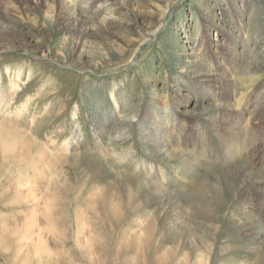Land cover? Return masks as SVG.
Listing matches in <instances>:
<instances>
[{
  "label": "rangeland",
  "instance_id": "374dc122",
  "mask_svg": "<svg viewBox=\"0 0 264 264\" xmlns=\"http://www.w3.org/2000/svg\"><path fill=\"white\" fill-rule=\"evenodd\" d=\"M54 1L0 0V125L47 153L38 164L36 149L7 152L0 141V264H241L242 254L245 264H258L264 229L250 234L241 211V195L257 182L231 194L233 207L229 198L220 218L206 220L193 206L200 198L217 204L229 192L220 180L226 133L211 121L222 114L224 95L258 139L241 156L230 153L232 169L264 139L250 112L257 107L248 104H264V71L253 66L264 51V42L260 53L253 48L264 37V0H68L77 21L71 26L54 24ZM199 62L225 74L230 86L202 77L207 69ZM10 80L19 85L15 92ZM94 119L106 127L103 137ZM193 125L194 149L203 145L205 162L185 181L170 156L174 147L155 154L146 140L155 131L162 139L163 128L180 140ZM127 126L132 135L119 138ZM97 159L113 172L92 166ZM156 168L168 175L162 200L143 181ZM25 176L33 177V193L20 183ZM31 215L38 226L28 238ZM229 216L236 226L228 230Z\"/></svg>",
  "mask_w": 264,
  "mask_h": 264
},
{
  "label": "bare ground",
  "instance_id": "6f19581e",
  "mask_svg": "<svg viewBox=\"0 0 264 264\" xmlns=\"http://www.w3.org/2000/svg\"><path fill=\"white\" fill-rule=\"evenodd\" d=\"M15 1H17V2L21 1L22 2L23 0H14V2ZM55 1L57 2V10L59 12H58V15L56 14L57 16H55L54 21L52 20L54 22V24H56V25L65 24L66 26H71V23L77 22L76 19L73 20L75 18V17L73 18L75 10L73 7H71V5H69L70 0L69 1L68 0H55ZM55 1H54V4H56ZM256 4H257V9L256 8L255 9L257 11V14H260L262 6L255 2L254 5L256 6ZM218 5L220 6V4H218ZM49 7H50V4H49ZM54 9H55V7H54ZM5 10H7V8ZM262 25L263 24H260L258 27L259 28L264 27ZM263 31H264V28H263ZM260 35H261L260 32H258L257 37H259ZM224 37H227V36L224 35ZM228 37H229L228 38L229 41L232 44H234L235 42H233V40H230L231 36H228ZM3 39H5V38H3ZM262 42H264V37H260L259 40L255 41L253 43V48L260 47L259 45H261ZM75 46H76V44H75ZM63 47H64V44H63ZM70 50L71 49H69V51ZM261 51H262V48L260 47V48H258V50L256 52L260 53ZM263 55H264V51H262L261 54L258 55L256 58H253V60L255 61V63H254L255 65H253L256 68L255 70L259 69L261 71H264V60H262L260 65H259V63L256 62V61L260 60L261 58H263ZM80 58H81V56H80ZM204 64L205 63H202V62L201 63L199 62V64H198L199 69L201 71H203L204 69H207V72H205V70H204L205 73L204 72L202 73V77L203 76L207 77L209 79V81L214 83V85L218 84V85H221L225 88L227 86H230V79H228L225 74L212 71L210 69V67H208V65L205 66ZM249 66H252V65H249ZM249 69H250V67H249ZM14 73H19V72L15 71ZM18 77H20V76H18ZM13 81L10 80V82H11L10 83L11 84L10 89H11V91L15 92V90L17 88H19V85H17V82H13ZM194 89L197 90V93L200 96L199 98H201L203 96V98L207 99L208 95L206 92H204L205 89L203 91L199 87H195ZM8 92L9 91H7V93ZM228 98H229L228 94L224 95V99L227 102L224 103L222 107H220V106L218 107V109H222L221 110L222 114L221 115L219 114V116L211 117V121H212L213 125L218 126L219 128L221 125L224 126L222 128H223L224 132L226 133L225 141L227 143L226 150L228 151V154H226V156H225L226 167H224V170L220 173V176H221L220 180L223 182V184L225 182H228L227 190L229 189V192L225 193V195L227 197V198L225 197L226 199H224V198L222 199L221 197H217V200H219L217 204H215L214 202H213L214 204L213 203L209 204L207 201L201 202L200 200L202 198H200L199 202L201 204L199 203L198 206L196 204L195 206H193V209L195 210L196 213L201 214V216L206 220H210L211 217L220 218V216H218V214H216V212L218 211V208L220 210H223L225 208L226 204H227V206L225 209H227V207L228 208L233 207L232 205L234 203L235 198L233 197V199H231V197H232L231 194L237 196V193L241 189H243L248 183H251L253 181L257 182L255 187H251L249 190H246L241 195V198L243 197L241 199V202H242V204H245L244 209L242 208L241 211L244 212L246 217L248 218V222H249L248 224L250 225V231H251L250 234H253L255 232H260L261 229L262 230L264 229L260 225V223L264 224V139L262 140V142L259 143L260 144L259 146L257 145L258 149H254L253 151H251L246 156V159L242 162V167L239 170H237L235 168L232 169V167L230 165V159H229L230 153H231V156L234 158L241 156L242 152L244 151L243 147L245 146V148H251V146L258 139L253 134L251 128L249 127V124L244 121V119H243L244 117L242 115L244 113L243 112L239 113L236 108H234L230 103H228ZM2 100H0V106L2 104L1 103ZM248 104L250 106H252L253 108L257 107L255 109H250V112L255 118L256 130H260V133L261 132L263 133V138H264V104L257 106L254 101H250ZM148 115L146 118L151 117L153 115V113L149 117H148ZM214 115H215V112H214ZM154 116H156V115H154ZM94 122H95V126H97V134L101 135V137H103L104 136L103 129H105L106 127L104 128L102 123L99 122V120H97V119H94ZM130 129L131 128H129L128 126L124 127L117 134L118 137L121 139L129 138L132 135ZM163 129H164L163 131H165V133H164L165 136L162 139H161V137L156 135L157 133L155 131L154 133H152L153 135H151V138H148L146 141H148L149 144L151 143V152H153L155 154L158 151H162L164 147H167L168 145H172L174 147V149L171 150L170 156H171V158H174L175 160L179 161L178 163H180L179 164L180 166L178 169L184 170L183 171V179L186 181L187 178L195 176L199 172L203 163L205 162V154L202 150L203 145L200 144L197 152H195V149H194L195 146L197 145L196 144V135L198 132H196V131H198V129L195 128V125H193L191 130L187 132V135H185V136L183 135L184 136L183 139H180V140L177 139L176 137L174 138V133L172 131H171V134L169 135L168 131H166L165 128H163ZM180 130L183 131V129H181V128H180ZM4 131H5V133H4ZM158 132L160 133V131H158ZM147 136L150 137L148 135V133H147ZM74 137H73V143L75 144L76 140ZM143 137H144V135H142V138ZM158 138L161 139V141H162L161 143H159ZM0 141L3 143V146L6 147L7 152H9L12 149H17V150H19L18 154H22V155L27 154L28 155V153L30 151L36 149L37 151L35 152L36 155L34 158V162H37L38 164H39V162L44 161L45 154H47L43 148L38 147L31 140H29L25 136L24 133H21L17 129H13L11 127L9 128V126L7 127L6 125H0ZM70 143H71V140H70L69 144ZM176 146H178V147H176ZM132 153H133V151L130 152L129 155H131ZM134 155H136V154H134ZM76 156L80 157L82 155L77 154ZM91 158L92 157H90L89 159H91ZM123 158H125V157H123ZM97 160L98 161H96V163H94V165H92V166H95V168H96V167H99V165H97V164H100V166L102 165L101 166L102 169L103 168L106 169L104 174L110 175L109 174V173H111L110 171L114 170L113 166L111 164H109L107 161H105L104 159H97ZM135 162H137V160ZM144 162H145V164L153 167L150 162H147V161H144ZM252 162H257L258 165L249 169L248 167L250 166V163H252ZM125 165H126V163H125ZM143 167H145V166H143ZM145 169L151 171L147 167H145ZM155 171H157L156 174H154L152 176L151 175L147 176V178H145L143 181H145L144 183H146V187L148 189L152 190L153 194H155V195L158 194V196L160 197V200H162V198L164 196L168 195V193H169V191L166 190V185L164 183V181H165V179H167L168 175L166 176L165 169H162V168L161 169L156 168ZM20 179L25 180L23 182L22 181L20 182L21 185L25 186V188H27V190L30 193H33L34 188H35V185H33V183H34L33 177L25 176V177H20ZM201 183H204V186H206V184L208 182H204L202 180ZM230 184H232V185L234 184L235 187H232ZM225 186H226V184H225ZM213 188H214L213 191H215V194H218V195L221 194V191L219 190L220 186L218 183L216 185H214ZM246 195H248L247 198H246ZM244 197H245V199H244ZM229 198H230V200H229ZM228 200H229V205L231 204L230 207L228 206ZM226 201H227V203H226ZM237 201H239V200H237ZM219 202H221V203L219 204ZM236 205L238 206V202L236 203ZM232 210H233V208H232ZM37 219H38L37 215H31L29 220L26 222V228L24 229L25 231H24L23 236L26 235L28 238H29V236L31 237V235L35 232V229L38 226ZM176 220H177V218H176ZM227 224H228V226H227L228 230L231 228H234L236 226V222H235L233 216H229V218L227 219ZM82 232L83 231H80L79 234H83ZM22 233H23V230H22ZM35 235H34V237H35ZM21 236H22V234H21ZM39 239H41V238H39ZM196 246H198V244L195 243L194 247H196ZM36 247L38 248V246H36ZM260 248L262 250V247H260ZM260 248H257V249H260ZM250 251H252V250H250ZM244 256H245L244 254L241 255V257H240L241 261H239V263L245 264L244 259H242ZM263 258H264V253H263ZM263 260H260L258 262V264H264ZM247 264H248V262H247Z\"/></svg>",
  "mask_w": 264,
  "mask_h": 264
}]
</instances>
